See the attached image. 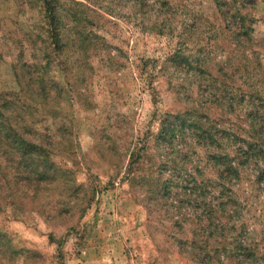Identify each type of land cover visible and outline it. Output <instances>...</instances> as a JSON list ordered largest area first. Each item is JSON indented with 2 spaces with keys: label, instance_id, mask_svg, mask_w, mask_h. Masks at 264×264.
<instances>
[{
  "label": "rangeland",
  "instance_id": "rangeland-1",
  "mask_svg": "<svg viewBox=\"0 0 264 264\" xmlns=\"http://www.w3.org/2000/svg\"><path fill=\"white\" fill-rule=\"evenodd\" d=\"M225 1L247 29L228 27L214 0H60L58 50L38 0H0V92L19 89L15 66L49 62V89L61 94L23 111L32 140L68 170L35 199L9 186L0 229L27 255L0 262L250 264L241 240L264 248V0ZM188 112L217 144L186 134L157 146L162 122ZM248 144L263 148L250 161ZM228 162L239 165L226 196L235 206L224 234L195 244L206 250L199 263L190 241L209 210L188 181L216 179ZM5 167L0 157V178Z\"/></svg>",
  "mask_w": 264,
  "mask_h": 264
},
{
  "label": "trees",
  "instance_id": "trees-1",
  "mask_svg": "<svg viewBox=\"0 0 264 264\" xmlns=\"http://www.w3.org/2000/svg\"><path fill=\"white\" fill-rule=\"evenodd\" d=\"M214 1L221 11L223 21L228 27H235L239 23L242 29H247L245 16H242L240 10L233 11L225 0ZM244 1L247 3L256 0ZM38 2L46 14L45 19L49 26V39L53 41L51 44L60 50L64 47L58 27L60 22V17L58 16L60 0H38ZM52 52H55V50ZM48 55L51 57L52 53ZM24 57V52H20L19 60H24ZM48 63L46 62L38 67H34L32 64L23 62L20 63L19 67L15 66L12 69L13 78L15 85L19 89L17 91L5 90L0 92V157L8 164V167H5L6 171L0 178V203L2 205L10 203L15 199L14 192L9 188L11 184L15 187L16 192L20 190L25 195L24 198H29V195L32 199H35L42 190L55 183L58 175L67 173L68 171H64L52 160L50 151L46 149L47 145L45 142L42 144L39 142L40 139L32 140L33 132L30 127L32 121L27 120L26 113L23 111L31 103L45 104L51 91L58 90L52 87L51 91L49 89L47 79ZM34 72H36V76H34ZM58 91L61 94L62 89ZM186 134L189 138H193L201 144L206 143L208 149H210L211 145L213 146L218 142L217 136L209 133L204 118L199 114L188 112L187 115L179 113L174 117V121L166 119L162 122L161 131L156 138L157 146L162 148L173 146L175 140L179 139L178 137H185ZM248 147L247 155H245L247 156L246 161H250L253 157L252 153H255L257 149L263 150V148L253 147L251 144H248ZM133 155L132 157H135ZM216 166V179L203 178V181L197 177H192L188 181L190 187L189 195L195 196V201L198 197L201 198L200 202L205 206L206 210H209L203 218L205 219L204 223L201 221L196 226L194 238L191 240V236H188V241L191 240V252L195 253L193 254L194 258L199 263L206 261V257L203 256L206 250L202 248L198 252L195 244L197 242L200 245L207 244L208 239L213 235L218 233L224 234L228 222H225L227 218L223 214L231 213L233 206H235L232 202H226L228 200L226 196H228V192L231 189L233 190L234 181L239 178L237 167L239 165L234 166L232 162H228L221 165L216 163ZM222 166L225 167V170H223ZM8 168H11V171H8ZM2 172V169H0V174ZM8 173H11L12 177ZM204 189L208 191L207 195ZM164 190L168 192L169 186H164ZM208 193L213 197L208 198ZM188 233L192 235L191 231ZM239 244L246 251L244 253V261L250 264H264V248L255 254L254 250L244 248L247 246L245 239H242ZM15 248L10 235L0 229V259L5 258L7 255L19 257L26 254L24 251L16 250ZM27 253L33 255L31 260L36 259V252L28 250ZM0 264H4V262L2 261Z\"/></svg>",
  "mask_w": 264,
  "mask_h": 264
}]
</instances>
